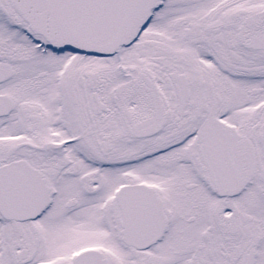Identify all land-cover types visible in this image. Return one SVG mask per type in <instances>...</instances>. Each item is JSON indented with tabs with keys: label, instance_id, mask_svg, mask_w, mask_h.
Returning <instances> with one entry per match:
<instances>
[{
	"label": "snow or ice",
	"instance_id": "6c2138e0",
	"mask_svg": "<svg viewBox=\"0 0 264 264\" xmlns=\"http://www.w3.org/2000/svg\"><path fill=\"white\" fill-rule=\"evenodd\" d=\"M0 264H264V0H0Z\"/></svg>",
	"mask_w": 264,
	"mask_h": 264
}]
</instances>
